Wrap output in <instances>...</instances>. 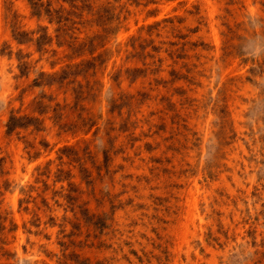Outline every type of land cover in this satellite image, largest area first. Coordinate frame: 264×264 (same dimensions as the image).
Segmentation results:
<instances>
[{
  "label": "rangeland",
  "instance_id": "obj_1",
  "mask_svg": "<svg viewBox=\"0 0 264 264\" xmlns=\"http://www.w3.org/2000/svg\"><path fill=\"white\" fill-rule=\"evenodd\" d=\"M0 264H264V0H0Z\"/></svg>",
  "mask_w": 264,
  "mask_h": 264
},
{
  "label": "trees",
  "instance_id": "obj_2",
  "mask_svg": "<svg viewBox=\"0 0 264 264\" xmlns=\"http://www.w3.org/2000/svg\"><path fill=\"white\" fill-rule=\"evenodd\" d=\"M18 125L17 119L14 117L10 120L9 125H8V130L9 132L13 131Z\"/></svg>",
  "mask_w": 264,
  "mask_h": 264
}]
</instances>
